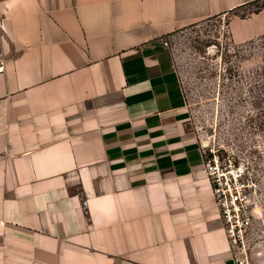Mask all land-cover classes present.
I'll list each match as a JSON object with an SVG mask.
<instances>
[{"label": "crops", "instance_id": "1", "mask_svg": "<svg viewBox=\"0 0 264 264\" xmlns=\"http://www.w3.org/2000/svg\"><path fill=\"white\" fill-rule=\"evenodd\" d=\"M255 0H0V264H237L169 38Z\"/></svg>", "mask_w": 264, "mask_h": 264}, {"label": "rangeland", "instance_id": "2", "mask_svg": "<svg viewBox=\"0 0 264 264\" xmlns=\"http://www.w3.org/2000/svg\"><path fill=\"white\" fill-rule=\"evenodd\" d=\"M260 10L264 0L240 13ZM230 18L193 24L171 36L169 46L186 96L189 127L207 152L248 168L256 205L246 264H264V34L237 44L229 35Z\"/></svg>", "mask_w": 264, "mask_h": 264}, {"label": "built area", "instance_id": "3", "mask_svg": "<svg viewBox=\"0 0 264 264\" xmlns=\"http://www.w3.org/2000/svg\"><path fill=\"white\" fill-rule=\"evenodd\" d=\"M165 45L168 46L169 43L165 42ZM203 149L205 168L224 230L234 250L237 264H246L256 205L254 184L245 165H237L231 159L222 160L212 150L207 152L206 147Z\"/></svg>", "mask_w": 264, "mask_h": 264}]
</instances>
